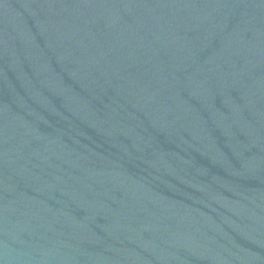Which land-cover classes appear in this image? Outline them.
<instances>
[{"label":"water","instance_id":"water-1","mask_svg":"<svg viewBox=\"0 0 264 264\" xmlns=\"http://www.w3.org/2000/svg\"><path fill=\"white\" fill-rule=\"evenodd\" d=\"M0 264H264V0H0Z\"/></svg>","mask_w":264,"mask_h":264}]
</instances>
